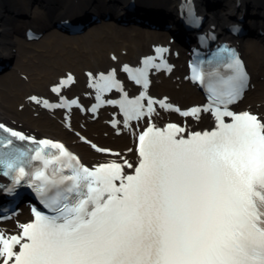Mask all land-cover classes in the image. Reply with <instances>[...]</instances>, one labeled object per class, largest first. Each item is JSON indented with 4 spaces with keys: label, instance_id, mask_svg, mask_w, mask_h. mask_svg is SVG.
I'll return each instance as SVG.
<instances>
[{
    "label": "bare ground",
    "instance_id": "bare-ground-1",
    "mask_svg": "<svg viewBox=\"0 0 264 264\" xmlns=\"http://www.w3.org/2000/svg\"><path fill=\"white\" fill-rule=\"evenodd\" d=\"M12 0H0V40L2 44L0 49L5 52H14L17 48L18 56L15 60L8 59L10 62H16L15 68L21 73L27 75V79H17L15 73L10 77L14 81V88H0V119L17 126H22L29 129L33 133L39 135L50 134L59 136L60 139L67 140L71 145L74 141H78L77 137L72 135L65 127V120L59 115H50L42 112L38 107L33 109V105L28 101V98L34 94H49L50 86L54 85L59 77L66 71H74L79 80L76 85L70 88L72 95L84 94L87 92L85 88L86 77L84 71L91 69V74L95 75L104 69L117 66L125 61H137L140 56L150 52L151 44L168 43L170 29L157 30L151 26H145L148 30L140 31L129 29L123 31L116 26L102 22L107 33L99 39H93L90 43H83L80 49L75 48L76 43H72L71 47L63 53L61 43L62 37L55 32L56 24L61 19H70L79 15L90 13L91 10H97L100 13V18L106 20V16H112L113 21L123 18V13H127L124 5L128 0H14V10L8 7L12 6ZM123 1V3H121ZM140 6L158 7L160 2L165 0H137ZM215 1V0H214ZM225 2L222 11L231 9L234 15L233 8L229 5L231 0H221ZM245 5L242 15L245 16V10L251 11V6H264V0H244ZM200 5L206 8L209 0H198ZM236 2V1H234ZM122 4V5H121ZM151 8V7H150ZM221 10V9H220ZM218 10V12H220ZM221 11V12H222ZM142 12L150 19H166L165 8L159 14ZM246 14V26L253 29V24L256 19L253 16ZM115 17V19H114ZM214 23V22H213ZM212 23V24H213ZM141 25L146 23L141 22ZM211 24V26H212ZM173 26H177L175 23ZM34 27L41 32H50L36 43L41 48V52L36 54L33 49L25 48V41L18 38L23 35L27 28ZM175 28V31L178 29ZM62 29V28H61ZM52 30V31H51ZM259 30V31H258ZM256 35L260 38H251L253 32L249 29V35L240 40L241 49L246 57L249 70L252 74L255 89L251 91L249 97L244 101L243 106H251L257 111L264 114V28H258ZM90 34H94V29H88ZM247 32V30H246ZM35 43V42H32ZM173 47L181 52V58L185 51L176 42ZM25 49V50H24ZM126 52V54H123ZM25 53V56L23 55ZM112 55L116 56L118 63L114 64L115 60ZM6 56V53L0 52V57ZM12 58V57H11ZM180 58V59H181ZM39 59V60H36ZM54 60V62H52ZM187 60V59H185ZM22 62H28L24 64ZM90 63V64H89ZM4 71L11 70L10 66L6 67V62H1ZM52 64L57 65L54 67ZM86 66H89L87 68ZM2 68V69H3ZM186 71H183L184 74ZM1 73V72H0ZM179 75V70L173 78L156 80L153 88L154 94L167 95L171 97L172 102L183 105L184 107L195 104L202 100L201 93L196 87L191 86L186 82L174 80ZM13 94L14 99H10L9 95ZM261 103L259 107L258 104ZM42 112V113H41ZM35 114H37L35 116ZM85 122V132L90 138L97 142L106 143L116 150H128L130 145V137L124 133L120 137H115L111 133L108 124H105L106 117L103 115L96 122H91L88 117ZM211 121H202L201 124L207 126ZM81 126L73 119L71 125ZM107 133L108 137H104ZM44 136V135H43ZM76 149L82 152L83 157L88 163H95L96 155L87 147L76 144ZM134 156L128 155V157ZM28 213L27 209H23L20 218H24Z\"/></svg>",
    "mask_w": 264,
    "mask_h": 264
},
{
    "label": "rangeland",
    "instance_id": "rangeland-1",
    "mask_svg": "<svg viewBox=\"0 0 264 264\" xmlns=\"http://www.w3.org/2000/svg\"><path fill=\"white\" fill-rule=\"evenodd\" d=\"M110 23V22H108ZM117 27H120L121 29H123L125 32L128 31L127 28L129 29H137V30H140V31H145V30H148V29H144V28H141L139 26H134V25H131V26H127V27H123V26H120L118 24H116ZM31 29H34V28H31ZM88 29H94V34H90L89 31H87ZM86 29L83 33L81 34H74V35H67L65 32H60L58 30V35L62 37V40H61V43L63 44L62 46V49H63V53L65 51H67L69 48H72L71 47V44L72 43H76V46H78V48L76 49H80L82 44L83 43H90L93 39H99V38H102L103 36L106 35V29L103 27V25H95V26H92L90 28ZM28 49L29 47H33L35 52L38 53L40 51V46H32V45H27L26 46ZM25 50V49H24ZM36 60H39V59H36ZM54 62V60L52 61ZM24 64H28V62H22ZM54 67H56L57 65L55 64H52ZM22 71H18L15 66L13 65L12 69L9 70V71H6L2 74H0V88L2 89H11V88H14V81L10 79V77L14 78L13 77V73H15L16 75V78L17 79H27V75H24L21 73ZM9 98L12 100L14 99V95L13 94H10L9 95ZM105 145V144H103Z\"/></svg>",
    "mask_w": 264,
    "mask_h": 264
}]
</instances>
